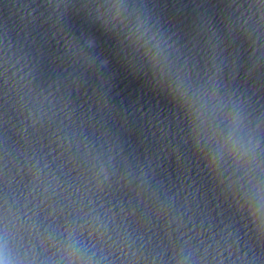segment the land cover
<instances>
[{"label": "water", "instance_id": "water-1", "mask_svg": "<svg viewBox=\"0 0 264 264\" xmlns=\"http://www.w3.org/2000/svg\"><path fill=\"white\" fill-rule=\"evenodd\" d=\"M0 264H264V0H0Z\"/></svg>", "mask_w": 264, "mask_h": 264}]
</instances>
